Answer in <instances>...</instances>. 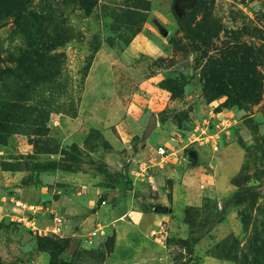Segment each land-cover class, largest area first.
Wrapping results in <instances>:
<instances>
[{"label":"rangeland","instance_id":"374dc122","mask_svg":"<svg viewBox=\"0 0 264 264\" xmlns=\"http://www.w3.org/2000/svg\"><path fill=\"white\" fill-rule=\"evenodd\" d=\"M0 264H264V0H0Z\"/></svg>","mask_w":264,"mask_h":264},{"label":"built area","instance_id":"2783aa9c","mask_svg":"<svg viewBox=\"0 0 264 264\" xmlns=\"http://www.w3.org/2000/svg\"><path fill=\"white\" fill-rule=\"evenodd\" d=\"M180 138L181 137L179 136V134L171 135L169 137V141H172V142L176 141L177 142V140L178 141L181 140ZM213 147L216 149L215 146H213ZM167 148L168 147H166V145H164V144H161V145L157 146V154H159L160 156H165V155L169 154L170 151L168 150L169 148L168 149ZM103 202H105V201H103ZM30 208H31V206H30ZM32 208H33V206H32ZM18 220L21 221L22 218L18 217ZM52 221H53V224H54L53 230L54 229L57 230V231L60 230L61 218L58 217L57 215H54L52 217ZM27 222H29V221H27ZM164 230L165 229H163V226H158V229L151 231V235L154 236V235L163 233Z\"/></svg>","mask_w":264,"mask_h":264},{"label":"crops","instance_id":"0c3cea01","mask_svg":"<svg viewBox=\"0 0 264 264\" xmlns=\"http://www.w3.org/2000/svg\"><path fill=\"white\" fill-rule=\"evenodd\" d=\"M172 199H173V196H172ZM99 211H100V214H101V210L100 209L99 210H95V216H97ZM127 215H128V217L134 219V222H133L134 224L133 225H135V226H136L137 223L138 224L141 223V220H142L144 228H145L146 225L147 226H151V228H153V226L156 227L155 229L158 228V226H156V225L159 223V221L157 220V218H155V216H153V215L147 216L146 213H143V212L139 211L138 209H136V207H132V209L129 207V209L127 211ZM135 222H137V223H135ZM140 230H141V228H140ZM149 237H151V236H149Z\"/></svg>","mask_w":264,"mask_h":264},{"label":"water","instance_id":"95a60500","mask_svg":"<svg viewBox=\"0 0 264 264\" xmlns=\"http://www.w3.org/2000/svg\"><path fill=\"white\" fill-rule=\"evenodd\" d=\"M155 122H156V118H155V116H152V118L149 122V130H151L154 127Z\"/></svg>","mask_w":264,"mask_h":264},{"label":"trees","instance_id":"16d2710c","mask_svg":"<svg viewBox=\"0 0 264 264\" xmlns=\"http://www.w3.org/2000/svg\"><path fill=\"white\" fill-rule=\"evenodd\" d=\"M30 39L32 40L33 37L31 38V36H27V38H26V42H27V40H28L29 45H31V41H30ZM21 61H22V60H19L18 62H21Z\"/></svg>","mask_w":264,"mask_h":264}]
</instances>
